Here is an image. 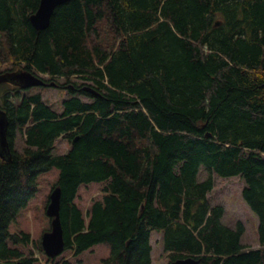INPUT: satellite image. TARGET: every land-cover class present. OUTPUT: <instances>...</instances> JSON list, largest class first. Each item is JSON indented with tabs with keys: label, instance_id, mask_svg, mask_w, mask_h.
Returning a JSON list of instances; mask_svg holds the SVG:
<instances>
[{
	"label": "trees",
	"instance_id": "16d2710c",
	"mask_svg": "<svg viewBox=\"0 0 264 264\" xmlns=\"http://www.w3.org/2000/svg\"><path fill=\"white\" fill-rule=\"evenodd\" d=\"M38 5L0 0V67L46 76L68 95L56 111L41 92L0 84L10 148L0 157V264H40L25 250L30 234L10 226L53 169L72 259L39 243L44 264H73L96 245L108 248L99 264H152V232L168 263L264 264V0H70L41 31L29 21ZM215 175L244 181L259 248L210 204ZM92 183L102 196L85 218L77 192Z\"/></svg>",
	"mask_w": 264,
	"mask_h": 264
},
{
	"label": "rangeland",
	"instance_id": "374dc122",
	"mask_svg": "<svg viewBox=\"0 0 264 264\" xmlns=\"http://www.w3.org/2000/svg\"><path fill=\"white\" fill-rule=\"evenodd\" d=\"M10 65L0 67V71L10 69ZM47 78L46 76H43ZM75 83H82L84 80L73 78L71 80ZM59 82H63L62 79ZM41 92L43 100L51 105L56 111H61L62 100H64L68 92L62 88L46 87V88H30L21 91V94H31ZM88 101L87 98H81ZM22 146V139L19 136L15 140V149L19 150ZM69 144L63 138L57 140L55 145L56 153L64 154L68 151ZM202 170V169H201ZM58 172L53 169L48 173H43L39 176V188L34 198L30 200L26 208L22 209L18 214L16 220L11 224V231H24L31 236V242L28 249L33 250L35 257L40 264L45 263L43 256L37 252L39 243L41 244V237L44 232L50 228V219L46 215V206L50 192L53 189V184L57 180ZM202 177V175H201ZM102 184L92 183L89 185H82L77 192L76 203L83 212L86 214L91 203L102 196ZM244 181L238 176L222 178L217 175L214 176V186L212 191L208 194V200L211 205H222L225 213L222 222L229 226L234 227L237 221L242 222L245 232L242 236V243L249 249L259 248L257 226L258 219L255 214L249 209L242 198V189L244 188ZM150 244L152 247V264H168L169 253L164 252L162 247V235L159 232H152L150 237ZM37 246V247H36ZM42 248V247H41ZM43 250V249H42ZM108 255V248L105 245H96L88 251L80 255V261L73 259V264H99L100 261ZM63 257L72 259V255L66 251L62 254ZM60 258V257H59ZM57 258V259H59Z\"/></svg>",
	"mask_w": 264,
	"mask_h": 264
},
{
	"label": "water",
	"instance_id": "95a60500",
	"mask_svg": "<svg viewBox=\"0 0 264 264\" xmlns=\"http://www.w3.org/2000/svg\"><path fill=\"white\" fill-rule=\"evenodd\" d=\"M68 1L70 0H39L37 9L29 16L33 28L38 31L47 29L55 8ZM2 83L15 85L21 89L54 85L53 82L44 81L40 75L23 69L0 72V84ZM7 124L6 112L0 109V157L4 159L9 158L10 155L6 137ZM60 196V187H54L49 194L45 211L50 218V229L43 233L41 247L49 258L59 256L64 250V234L60 220ZM199 262V258L185 257L173 260L169 264H198Z\"/></svg>",
	"mask_w": 264,
	"mask_h": 264
},
{
	"label": "crops",
	"instance_id": "0c3cea01",
	"mask_svg": "<svg viewBox=\"0 0 264 264\" xmlns=\"http://www.w3.org/2000/svg\"><path fill=\"white\" fill-rule=\"evenodd\" d=\"M47 203H48V201H47ZM250 209V208H249ZM253 213V212H252ZM254 214V213H253ZM257 217V216H256ZM257 228H258V226H257ZM258 235V234H257Z\"/></svg>",
	"mask_w": 264,
	"mask_h": 264
}]
</instances>
